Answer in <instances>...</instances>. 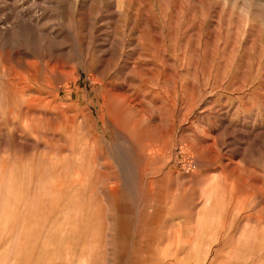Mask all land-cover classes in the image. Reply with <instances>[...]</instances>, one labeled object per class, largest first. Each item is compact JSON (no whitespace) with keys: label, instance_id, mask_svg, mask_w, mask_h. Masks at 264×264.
<instances>
[{"label":"rangeland","instance_id":"obj_1","mask_svg":"<svg viewBox=\"0 0 264 264\" xmlns=\"http://www.w3.org/2000/svg\"><path fill=\"white\" fill-rule=\"evenodd\" d=\"M0 264H264V0H0Z\"/></svg>","mask_w":264,"mask_h":264},{"label":"bare ground","instance_id":"obj_2","mask_svg":"<svg viewBox=\"0 0 264 264\" xmlns=\"http://www.w3.org/2000/svg\"><path fill=\"white\" fill-rule=\"evenodd\" d=\"M117 98V97H116ZM107 109V108H106ZM213 152V151H212ZM259 184V183H258ZM256 185H257V183H256Z\"/></svg>","mask_w":264,"mask_h":264}]
</instances>
